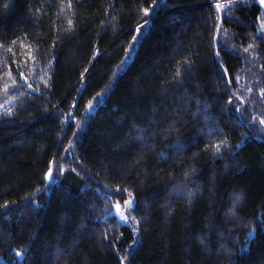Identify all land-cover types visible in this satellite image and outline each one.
Listing matches in <instances>:
<instances>
[{
    "label": "trees",
    "instance_id": "1",
    "mask_svg": "<svg viewBox=\"0 0 264 264\" xmlns=\"http://www.w3.org/2000/svg\"><path fill=\"white\" fill-rule=\"evenodd\" d=\"M68 4L0 0V264H264V3Z\"/></svg>",
    "mask_w": 264,
    "mask_h": 264
},
{
    "label": "snow or ice",
    "instance_id": "2",
    "mask_svg": "<svg viewBox=\"0 0 264 264\" xmlns=\"http://www.w3.org/2000/svg\"><path fill=\"white\" fill-rule=\"evenodd\" d=\"M261 2L264 3V0H261ZM68 6L71 7V0H69V4H68ZM217 7H218V8H221V7H223V5L218 4ZM143 11H144L145 15H147L148 12H149L148 9H144ZM69 24H71V21H69ZM14 43H15V42H14ZM261 123H264V121H261ZM219 150H220V146L217 145V146H216V151L218 152ZM51 176H52V172H51V170H50L49 173H48V177L51 178ZM126 206H127V208L131 209L132 206H133V201H132L131 199H129V200L126 202ZM116 208H117V212H118L120 218H121L122 220H124V221H127V220L129 219V217L126 216L125 213H124V211L121 210V207H120L119 204L116 205ZM249 235L251 236L252 233H249ZM20 255H21L20 253H17V256H20ZM122 264H123V262H122Z\"/></svg>",
    "mask_w": 264,
    "mask_h": 264
},
{
    "label": "rangeland",
    "instance_id": "3",
    "mask_svg": "<svg viewBox=\"0 0 264 264\" xmlns=\"http://www.w3.org/2000/svg\"><path fill=\"white\" fill-rule=\"evenodd\" d=\"M133 204H134V202H133ZM120 207H121V210L124 211L125 215L129 217L130 209L127 208V206H125V207L122 208V206L120 205ZM132 207H133V206H132ZM113 212H114L115 214H117V216L120 218V216H119V214H118V212H117V208H116V207H115V209H114ZM120 220H122V219L120 218ZM122 221L125 222V223L128 222V220H127V221L122 220Z\"/></svg>",
    "mask_w": 264,
    "mask_h": 264
},
{
    "label": "water",
    "instance_id": "4",
    "mask_svg": "<svg viewBox=\"0 0 264 264\" xmlns=\"http://www.w3.org/2000/svg\"><path fill=\"white\" fill-rule=\"evenodd\" d=\"M52 172V171H51ZM49 173V172H48Z\"/></svg>",
    "mask_w": 264,
    "mask_h": 264
}]
</instances>
